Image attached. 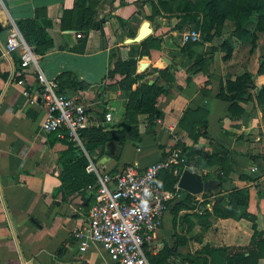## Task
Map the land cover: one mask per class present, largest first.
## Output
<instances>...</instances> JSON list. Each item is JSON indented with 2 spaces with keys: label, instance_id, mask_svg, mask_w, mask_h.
<instances>
[{
  "label": "crops",
  "instance_id": "1",
  "mask_svg": "<svg viewBox=\"0 0 264 264\" xmlns=\"http://www.w3.org/2000/svg\"><path fill=\"white\" fill-rule=\"evenodd\" d=\"M149 15L147 0L0 3V264H116L97 243L80 252L72 237V228L86 219L92 198L73 194L62 200L61 194L54 195L60 185L58 159L66 145L41 128L45 108L37 68H22L19 50H5L11 23L23 19L36 20L52 37L53 47L37 54V66L57 79L61 93L80 96L89 126L101 123L115 129L123 118L128 91L125 75L107 76L114 62L136 58L131 90L142 84L163 88L156 99L160 117L149 121L147 113L138 114L141 138H127L123 145L106 142L97 167L111 173L128 165L143 170L183 146L197 153L191 170L203 180L224 177L221 186L192 194L177 208L184 193L167 203L149 253L175 250L168 255L169 264H227V257L237 253L248 258L243 264H264V257L255 258L252 242L264 239V116L256 100L264 84V68L258 71L260 52L250 54L248 44L239 41L223 59L225 54L213 52L212 45L227 40L224 29L204 41L200 52L183 51L176 22L162 16L147 19ZM145 22L150 33L144 39L153 41L148 53L138 56L141 41L125 40L135 37ZM245 72L251 74L253 87L239 103L244 112L232 116L230 103L216 96L220 81ZM177 143L180 147H174ZM202 154L211 157L205 162ZM225 155L229 164L220 163ZM242 188L249 193L244 208L250 217L214 213L215 203L227 207L230 192Z\"/></svg>",
  "mask_w": 264,
  "mask_h": 264
},
{
  "label": "built area",
  "instance_id": "2",
  "mask_svg": "<svg viewBox=\"0 0 264 264\" xmlns=\"http://www.w3.org/2000/svg\"><path fill=\"white\" fill-rule=\"evenodd\" d=\"M181 40L197 42L200 33L191 28L182 33ZM5 50L8 53L19 50L22 68H37L39 94L45 108L42 130L54 132L58 138L79 146L88 160L85 170L96 176L95 184L87 186L88 190H94L87 217L72 228L78 250L84 253L90 244L97 243L116 264H150L146 249L161 223L167 203L181 193L163 189L157 184V178L161 171L183 161L180 150H169L162 159L143 170L128 165L111 173L97 167L80 139V131L89 126L88 113L80 96L61 93L57 79L47 77L38 68L37 55L25 43L15 22L9 28ZM23 93L28 95L26 90ZM104 119L112 120L109 114H105Z\"/></svg>",
  "mask_w": 264,
  "mask_h": 264
},
{
  "label": "trees",
  "instance_id": "3",
  "mask_svg": "<svg viewBox=\"0 0 264 264\" xmlns=\"http://www.w3.org/2000/svg\"><path fill=\"white\" fill-rule=\"evenodd\" d=\"M227 3L233 6V10L228 9L229 13L225 8ZM218 5H222L225 16L234 17L235 22L232 34L235 35L239 41H251V32L248 29L251 22L247 21L254 11L257 12L259 21L255 22V28L264 32V0H205L201 9L204 11L205 15L212 16ZM190 18L194 20L196 15L193 14ZM15 23L25 43L36 55L44 54L53 47L54 43L52 37L36 20L23 19L17 20ZM196 23L198 24V21H196ZM212 24L213 22H206L208 27H205L204 29H210ZM209 38L211 39L212 36ZM151 41H153L151 38L141 41V49L138 52V56L148 53ZM224 44H226V41H223L221 45ZM227 48V53L223 56V59L229 57L232 51L231 47ZM182 50L189 51L185 46L182 47ZM199 61L202 62V59ZM135 63L136 58L132 57L126 60H119L113 63L112 68H110L107 74L108 77H112L116 73L125 75V90L128 91L127 101L125 102L123 118L118 123V127L108 130V125L100 123L98 126H89L80 131L82 144L90 155V159L94 163L98 157L104 154V145L106 142L117 141L120 145H123L127 138H134L138 140L141 138L138 128V114L147 113L149 115V121H153L154 119L160 117V112L156 106V99L158 95L164 91L162 87L154 84H142L140 88H137L136 90L130 89V84L133 81L132 75L134 73ZM263 66L264 62L261 66H259L258 71H261L264 68ZM136 77L141 78L143 76L138 75ZM250 87H253V79L251 78L250 73L245 72L238 75L235 79L225 80V83L220 81L219 90L216 96L230 103L228 110L232 116H239L244 112L243 107H241L239 103L244 100L243 97L246 95ZM256 100L259 104L264 105V84L259 87ZM181 124L182 122H180V126ZM201 124L204 128H206L207 121L205 117L201 118ZM202 134L207 136L206 131H203ZM63 142L65 143L66 148L60 152L58 159V163L60 165V172L58 173L60 185L55 189L54 195L61 194L62 200H66L73 194H81L83 196L88 195L90 201L94 190L92 189L90 193L87 186L95 184L96 176L95 174L89 173L85 170L88 160L79 146H76L73 142L67 139H63ZM174 147H180V144L177 143ZM180 152L181 156L186 157V161L172 166L169 170L166 169L161 171L157 178V184L163 189L170 190L171 192L179 191L184 193L185 198H182L176 203V208L181 206L186 198L192 196L191 193L176 188L179 175L184 169H191L196 166L197 161L195 158L197 153L195 151L182 146ZM202 156L203 157H201V159H204L203 161L205 162L208 160V157H211V155L208 156L207 154H202ZM229 162H231V160L228 155H225L220 159V163L229 164ZM227 172L228 171L226 169L223 172L224 175H226ZM216 177L220 180L219 185L221 186L224 181V177L222 175H217ZM247 179L252 180L251 178ZM248 194L249 193L246 188L232 190L229 194V205L224 207L219 203H215L213 205L214 213L220 217H250L244 208L247 204ZM252 242L256 244L257 248L256 252H254L255 258L264 257V239L258 241L252 240ZM146 254L150 264H169L166 262L168 255L176 254V251L168 249L156 256H152L146 249ZM244 259L248 258L244 257L243 253H237L227 257V264H243Z\"/></svg>",
  "mask_w": 264,
  "mask_h": 264
},
{
  "label": "rangeland",
  "instance_id": "4",
  "mask_svg": "<svg viewBox=\"0 0 264 264\" xmlns=\"http://www.w3.org/2000/svg\"><path fill=\"white\" fill-rule=\"evenodd\" d=\"M203 2H205V0H147L150 10V15L147 19L155 20L160 16L172 19V22H176L175 28L179 29L180 38L182 37L183 32L190 30L191 28L198 30L200 33L199 41L196 43H183L181 46V48L183 46L187 47V49L192 52H200L203 48L204 41H210L211 39L209 37L215 36L216 33H221V30L224 29V31H228V38L225 40L226 44L221 45V43L218 46L212 45V51L219 50L223 52V54H226L228 50L227 47H231V49L234 50L233 47H235V43L239 42L235 35L229 33L231 29L232 31L234 29V17L225 16L222 5L216 7L212 16H207L201 9ZM225 8L228 13L229 10H233V6L229 5V3L225 5ZM193 14L196 15L194 20L190 18ZM196 21H198V24ZM206 22H213L211 28H208L209 31L208 29H204L205 27H208ZM247 22H251L250 26H248V29L251 32V41H247L246 43L249 46L250 54H252V52L254 54L260 52L259 66H261L264 62V32L255 28V22H259L257 12H252ZM252 57V55H249L247 61L250 62ZM259 105L264 114V105ZM172 166L167 169L169 170Z\"/></svg>",
  "mask_w": 264,
  "mask_h": 264
},
{
  "label": "water",
  "instance_id": "5",
  "mask_svg": "<svg viewBox=\"0 0 264 264\" xmlns=\"http://www.w3.org/2000/svg\"><path fill=\"white\" fill-rule=\"evenodd\" d=\"M150 33L148 22H145L140 32L133 38L125 40L127 43H134L142 41ZM220 184V180L210 178L203 180L202 175L191 169H184L179 175L177 181V187L185 192L191 194H200L214 190L217 185Z\"/></svg>",
  "mask_w": 264,
  "mask_h": 264
}]
</instances>
